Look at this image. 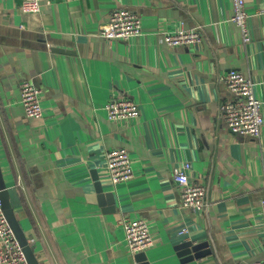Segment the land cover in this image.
<instances>
[{
  "label": "crops",
  "instance_id": "crops-1",
  "mask_svg": "<svg viewBox=\"0 0 264 264\" xmlns=\"http://www.w3.org/2000/svg\"><path fill=\"white\" fill-rule=\"evenodd\" d=\"M18 3L0 0V164L39 263L136 264L124 217L148 222V264L264 260V126L258 138L233 134L219 111L233 98L219 79L229 69L251 78L264 99L262 1L246 0L247 43L231 0H42L38 13H22ZM117 7L140 17L141 34L99 35ZM180 24L200 26L201 43H165L164 33ZM22 80L41 90L40 119L25 117ZM114 95L136 102L139 116L110 120L102 104ZM122 147L134 176L112 185L105 153ZM185 161L190 179L208 187L202 212L180 203L173 175ZM183 241H206L211 253L183 262L176 248Z\"/></svg>",
  "mask_w": 264,
  "mask_h": 264
},
{
  "label": "built area",
  "instance_id": "built-area-1",
  "mask_svg": "<svg viewBox=\"0 0 264 264\" xmlns=\"http://www.w3.org/2000/svg\"><path fill=\"white\" fill-rule=\"evenodd\" d=\"M258 10L264 13V0ZM42 0H19L18 9L22 13H38L41 10ZM232 21L240 28L242 41H251L252 35L249 27V13L246 10V0H231ZM142 22L133 11L124 7L113 9L108 20L99 29V35L107 40H128L141 34ZM203 33L200 26L184 28L181 24L164 33V41L169 46L194 48L201 43ZM221 83L233 97L219 105V111L227 128L233 133L258 138L264 126V99L256 97L254 93L255 82L236 69L226 70L220 76ZM20 104L25 117L40 119L43 115L41 108V90L30 80L19 83ZM102 107L112 121L127 123L140 114L136 102L124 96H111ZM190 162H182L173 178L180 193V203L183 207L194 212H202L209 204L208 187L193 182L189 177ZM105 171L109 182L116 185L133 178L131 158L126 148H112L105 153ZM260 222L263 228L264 239V187L260 200ZM124 229L126 245L131 254L144 252L153 245V237L148 222L143 218L121 219ZM187 232V227L178 230L180 235ZM0 264H28L25 252L11 228L2 206L0 197ZM249 264H264V260Z\"/></svg>",
  "mask_w": 264,
  "mask_h": 264
},
{
  "label": "water",
  "instance_id": "water-1",
  "mask_svg": "<svg viewBox=\"0 0 264 264\" xmlns=\"http://www.w3.org/2000/svg\"><path fill=\"white\" fill-rule=\"evenodd\" d=\"M94 179L96 180V189L100 196L104 195L102 183L99 180V177L97 175V172H94ZM0 197L2 200V206L4 209V214L13 229L20 245L22 246L26 259L28 264H40L39 260L37 259L33 248L30 246L28 240L25 237V234L20 226V224L17 222L14 211H13V204L9 198V191L7 189L6 183L4 181L1 164H0ZM107 198H112L113 196L110 192L106 194ZM111 200V199H110ZM208 247V242H200V243H193L192 241H183L180 242L176 248L179 251V255L182 257L183 262H190L194 259H198L200 257H203L209 253H211V248ZM207 248V249H206ZM134 260L136 264H148L146 263L144 252H139L135 254Z\"/></svg>",
  "mask_w": 264,
  "mask_h": 264
}]
</instances>
